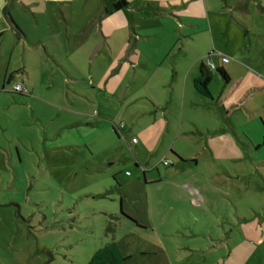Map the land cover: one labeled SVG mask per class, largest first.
Listing matches in <instances>:
<instances>
[{
	"label": "rangeland",
	"instance_id": "obj_1",
	"mask_svg": "<svg viewBox=\"0 0 264 264\" xmlns=\"http://www.w3.org/2000/svg\"><path fill=\"white\" fill-rule=\"evenodd\" d=\"M107 1L30 24L35 100L0 92V264H88L113 241L123 264H264V90L227 116L190 88L222 56L242 80L230 101L264 85V0H195L176 42L152 0ZM228 86L214 70V98ZM30 134L68 147L23 155L15 180L5 150Z\"/></svg>",
	"mask_w": 264,
	"mask_h": 264
},
{
	"label": "crops",
	"instance_id": "obj_2",
	"mask_svg": "<svg viewBox=\"0 0 264 264\" xmlns=\"http://www.w3.org/2000/svg\"><path fill=\"white\" fill-rule=\"evenodd\" d=\"M71 1L72 0H0V78L2 79L1 86H0V92L6 93L12 96L18 95L20 97H24L23 100L28 101V102H32L33 100H35V97H36L34 94L35 87H33V85L31 86L25 83V80H24L25 76L28 77L29 72H28L27 60L25 59V57L22 56L20 48L23 47L24 51H27L28 49H30V46L28 45V43H31V41L34 39V38H31L28 32L29 31L28 28L30 24L33 25L34 27H37L39 25H46L47 24L46 21L48 19L49 13L51 14V12L55 9V5H57V7L63 11V16L67 17L65 13V8L68 7ZM115 1L116 0H108L107 4L111 5V8L113 11H120L121 9L120 10L113 9L112 4ZM146 1L147 0H134V2H137L138 4H141V5L145 4ZM193 1L195 0H152L153 5L151 4V7L155 9H162L163 11L161 12V14L165 15L163 17V20H166L169 22L170 24L169 30L171 31V33L174 30L173 34L175 36L173 37H175V42L178 39V38L176 39V37L178 36V28H179L178 21H180L182 24L189 25L190 23H192L190 22L191 21L190 19L191 18L194 19L197 16V15L189 14L188 9L183 10V8H185L187 4H189V7H190ZM239 5L241 6V4ZM127 6H128V1H127ZM262 8L263 6L261 7L260 12L264 14V10H262ZM139 32L142 33L144 36L147 34V32L145 31L136 30V33H139ZM9 35L13 36L14 40L11 41L10 43H7L6 41ZM138 35L140 36V34ZM172 45H173V42H172ZM14 51H17V53H15ZM24 55H25V52H24ZM133 56L134 55H132L131 57L133 58ZM133 59L136 60V58H133ZM209 59L212 61L211 58ZM200 60L198 62V66H199ZM212 62L216 65V67L223 68L229 76V82L225 83L229 85L228 89L226 90L224 94H222L221 96H218V98H216L215 101L220 100L228 92L231 84L235 82L236 80H239L238 87L224 101V107H228L229 105H231L233 102L239 99V97L246 90L250 88H262L257 94H259L260 92L264 90V85L252 86L244 90L236 99H234L233 101H230L232 96L236 92V90H238V88L240 87L242 80L241 78H237L232 81L228 71L223 66V64L225 63H222L221 59L220 60L217 59L216 62L214 61ZM16 71L18 72L14 74V72ZM198 73L199 71L191 77L190 88L195 91L196 89L194 87V78L198 75ZM19 74H20L19 76L20 80H16V82L21 81V83L27 88V91H28L27 94L22 95L19 93L8 91L7 85L10 86L12 80L15 79L16 75H19ZM181 78H183V86L180 91L181 104L183 108L185 104H189V100L187 101L185 99L186 97L185 94H186V89H187V84H188L187 82L188 77H181ZM196 93L200 96V98H202L203 100H206L197 91ZM215 101L214 103L217 105ZM263 136H264V133H263ZM263 136H262V144H264ZM66 147H68L67 144L56 146L54 142L52 141V138L49 135H46V137L39 139V138H33L32 134H30V135H27V138L25 139L24 142L15 144L13 147L10 146L9 151L5 150V153L7 155V158L9 157L10 159L9 162L11 164V170L13 172V177L16 180L17 178H19V176L20 178H25V169L22 163L23 155L25 156L27 155V153L29 154L31 152H34V149H35L37 154L45 156V159L47 162L52 163L53 161V164H57L58 162L61 161V159H56L54 157V153H59V151L67 150ZM175 156L178 158V153L177 154L175 153ZM67 161H69V159ZM140 165L141 164L139 162V166ZM13 188L14 190L15 189L17 190L19 186H14Z\"/></svg>",
	"mask_w": 264,
	"mask_h": 264
},
{
	"label": "trees",
	"instance_id": "obj_3",
	"mask_svg": "<svg viewBox=\"0 0 264 264\" xmlns=\"http://www.w3.org/2000/svg\"><path fill=\"white\" fill-rule=\"evenodd\" d=\"M127 6L126 0H116L112 7L114 10H120ZM222 77L225 83L229 82V76L227 72L221 68L216 67L215 69ZM198 75L194 78V87L196 91L206 100L215 101L214 96L212 95L209 89V83L213 76V71L210 70L204 60H200L198 66ZM18 71L14 72L17 73ZM239 80H236L229 87L228 92L218 101H215L218 106L223 107V110L227 116L232 114L237 109L244 107V105L254 96L256 95L262 88H250L246 90L235 102H233L228 107H224V101L231 95V93L238 87ZM114 132L117 133V127L113 126ZM264 142V136H263ZM181 160V158L179 157ZM135 164L139 166V162L136 160ZM126 256L123 255L119 245L116 242H110L97 250L90 257L88 264H123L126 260Z\"/></svg>",
	"mask_w": 264,
	"mask_h": 264
},
{
	"label": "built area",
	"instance_id": "obj_4",
	"mask_svg": "<svg viewBox=\"0 0 264 264\" xmlns=\"http://www.w3.org/2000/svg\"><path fill=\"white\" fill-rule=\"evenodd\" d=\"M228 61H229L228 57H226V56H222L221 57V62L222 63H226ZM204 62L206 64V66L210 70H215L216 69V65L209 58L205 59ZM8 91L14 92V93H19V94H22V95L28 93L27 88L21 82H11L10 87H8ZM123 126H124V123H121L119 125L118 129L122 128ZM132 141L134 142L135 139L133 138ZM164 164L168 165V164H170V162L165 160ZM127 173H129V172H127Z\"/></svg>",
	"mask_w": 264,
	"mask_h": 264
},
{
	"label": "flooded vegetation",
	"instance_id": "obj_5",
	"mask_svg": "<svg viewBox=\"0 0 264 264\" xmlns=\"http://www.w3.org/2000/svg\"><path fill=\"white\" fill-rule=\"evenodd\" d=\"M118 129V128H117ZM119 130V129H118Z\"/></svg>",
	"mask_w": 264,
	"mask_h": 264
}]
</instances>
